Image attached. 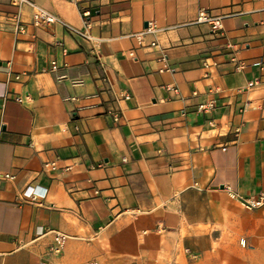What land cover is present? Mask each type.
<instances>
[{"label":"crops","instance_id":"obj_1","mask_svg":"<svg viewBox=\"0 0 264 264\" xmlns=\"http://www.w3.org/2000/svg\"><path fill=\"white\" fill-rule=\"evenodd\" d=\"M33 1L74 30L0 0V264H264V0Z\"/></svg>","mask_w":264,"mask_h":264},{"label":"built area","instance_id":"obj_2","mask_svg":"<svg viewBox=\"0 0 264 264\" xmlns=\"http://www.w3.org/2000/svg\"><path fill=\"white\" fill-rule=\"evenodd\" d=\"M12 1H14V3H16L17 5L28 4L32 8L31 23L35 26H44V25H48V24H52V23H56V22H61L66 27L74 30L72 27H70L68 24H66L64 21H62L61 18L52 14L51 12L44 9L43 7L37 5L33 0H12ZM84 14H89V11L88 10L84 11ZM195 21H197V22H210L212 29H218L221 27L220 18L216 17V16H210L207 13V11L204 9L199 10L198 16H197ZM16 23H17L16 25H17L18 30L22 31L24 29V26L21 24V21H19V19H18V20H16ZM156 30H157L156 23L154 21H149V22H147L146 26L139 33H134V35H137L139 37L145 33L154 34L156 32ZM164 58H165V54H163L161 56V59H164ZM56 67H57L56 62L52 61L51 62V68L55 69ZM248 84L252 85L253 82H249ZM124 97L128 98L129 96L127 94H125ZM15 99L18 101L21 100V98L19 96H15ZM4 101H5L4 96L0 97V107L3 106ZM210 107H212V104L205 103V104L199 105L200 109H209ZM110 114H111L113 120H118V118L120 116V112L117 109H112L110 111ZM43 166L55 168L54 162H44ZM71 168H72V164H67L65 166V169H71ZM5 176L12 177L9 174H5ZM94 191L97 192L98 190L95 189ZM23 193L25 196H31L34 193L33 187L27 186V188H25ZM241 203L247 209L258 208V207L264 205V192H260L256 196H250V197H244V198L242 197ZM67 237L68 236L64 233L55 232L54 236H53V241L49 245L47 252L49 254H55V253H58L59 251H61L62 247L66 243ZM240 243L242 245H245V240H243V239L240 240ZM38 264H49V262L46 259H41Z\"/></svg>","mask_w":264,"mask_h":264},{"label":"rangeland","instance_id":"obj_3","mask_svg":"<svg viewBox=\"0 0 264 264\" xmlns=\"http://www.w3.org/2000/svg\"><path fill=\"white\" fill-rule=\"evenodd\" d=\"M64 246H65V245H64ZM64 246L62 247L61 251H59L58 253H55V254H49V255L52 256V257H54L53 259L57 258V257L61 254V252H62ZM48 247H49V246H48ZM47 253H48V252H47ZM45 259L48 260L49 264H52V262L50 263V260H52V259H47V258H45ZM56 264H65V263H62L61 261H58ZM86 264H99V262H98V260H97L96 258H91V259H89L88 261H86Z\"/></svg>","mask_w":264,"mask_h":264}]
</instances>
